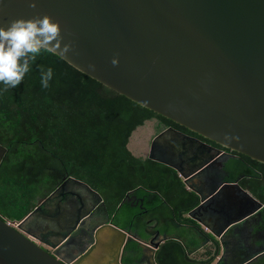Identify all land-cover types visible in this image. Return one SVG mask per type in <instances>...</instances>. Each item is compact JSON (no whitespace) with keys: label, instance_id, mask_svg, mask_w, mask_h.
Segmentation results:
<instances>
[{"label":"water","instance_id":"obj_1","mask_svg":"<svg viewBox=\"0 0 264 264\" xmlns=\"http://www.w3.org/2000/svg\"><path fill=\"white\" fill-rule=\"evenodd\" d=\"M44 13L60 22L65 42H73L67 57L58 56L75 69L205 139L264 163V0H36L35 8L28 0H0V25ZM113 57L118 59L116 66ZM225 134L239 139L226 140ZM183 135L175 128L162 130L152 139L147 157L175 169L187 187L189 179L209 169L223 152ZM167 137L190 141V146L181 150ZM6 150L0 144V162ZM184 152L190 154L187 166ZM176 154L181 158L176 160ZM222 177L220 171L218 179ZM67 182L86 186L95 201L92 207L87 212L80 209L65 226L57 225L43 238L24 232L21 227L27 218L39 215L42 206L53 204L59 195H67L60 193ZM231 186L238 184L221 182L209 197ZM187 189L200 195L198 210L190 213L200 220L197 214L208 200L198 188ZM98 207L104 221L87 230L86 241L65 249L70 237L79 233L78 226ZM111 216L98 192L68 177L21 220L0 216V264H86L101 248L100 235L106 230L110 234L104 248H114L103 264H124L128 241L140 248L139 262L148 257L147 264H160L157 254L164 243L179 240L170 235L157 242L137 239L111 223Z\"/></svg>","mask_w":264,"mask_h":264},{"label":"trees","instance_id":"obj_2","mask_svg":"<svg viewBox=\"0 0 264 264\" xmlns=\"http://www.w3.org/2000/svg\"><path fill=\"white\" fill-rule=\"evenodd\" d=\"M41 65L53 70L48 88L40 83ZM149 121L153 134L172 126L223 148L221 181L238 182L264 204V163L139 105L56 54L42 53L20 85L5 90L0 84V144L7 149L0 162V216L21 220L73 177L98 192L120 228L142 230L150 220L164 235L180 239L190 232L186 244L173 238L164 243L157 254L160 264L209 263L191 256L204 237L186 214L198 210L200 195L186 188L175 169L128 147L133 131ZM130 191L151 192L155 199L142 209L124 202ZM260 213L264 229V207ZM128 246L140 250L136 242ZM123 263L132 264V258L125 255ZM255 264H264V253Z\"/></svg>","mask_w":264,"mask_h":264},{"label":"flooded vegetation","instance_id":"obj_3","mask_svg":"<svg viewBox=\"0 0 264 264\" xmlns=\"http://www.w3.org/2000/svg\"><path fill=\"white\" fill-rule=\"evenodd\" d=\"M149 122H151V121H149ZM167 128H174V127L166 126L162 130L167 129ZM176 130L179 131L180 133L184 134L183 136H185V137H189V136L192 137L193 136L194 138L200 139L201 141L208 143L216 151L220 150L221 152H223L222 154L219 153L220 157L217 159V162H214V164H212L211 167H209V169L205 170L202 174L197 175L196 177L189 179L188 184H187V187L193 186V187L198 188L201 193L203 192L204 199L208 200L206 202L208 206L202 210H199V212L197 214L198 218L200 220H197V219L192 217L193 220L198 225L197 227L195 226L194 229L198 230L204 237H206L208 239V236H207L208 232L202 227V225L200 223H202L205 227L210 228V232L212 231L213 233H216V232H214V230L217 231L218 228L224 226V224L227 225V223L236 222L238 220L237 218H240V214H237V213L231 214L230 211H228L227 213H224L223 211H224V209H228V207L230 208V206H232L230 204H232L233 202H239V201L244 202V198L240 197L242 194L238 195L235 192H232L233 188H227V189H224L223 191L221 190L222 192L219 195H217V196L213 195V196L209 197L211 195L210 193H212L215 186L220 182V180H218V178H219V173H220V171H222V169H221V167L218 166V162L222 163L223 155L226 154L227 152L223 148H220L218 146H214L202 138L191 135L190 132H188V131L180 130V129H176ZM161 131L152 134V136L148 142L147 153L144 156L147 157V155L149 154V152L151 150L152 139ZM166 139H170L173 142L178 143V146L181 150L184 149L185 147L188 148L190 146V141L189 142H182L178 137H167ZM159 141H161V140H159ZM189 153H190V151H189ZM139 156H141V155H139ZM161 157L165 158L167 156L162 154ZM179 158H181V156L176 154L175 159L178 160ZM184 159H185V163L183 164L184 166H187L188 164H190V154H186V152H184ZM222 173L224 176L225 174L223 171H222ZM200 180H203L205 182L203 184L204 186H201V187L199 186L200 182H201ZM221 182H223V181H221ZM61 183H60V185H61ZM214 184H216V185H214ZM207 190L209 191V194L205 193V192H207ZM60 193H65L67 195H62V194L59 195V197L56 199V201H54V203L52 205L49 203L46 205H43L42 209H41V213L39 215L33 214L29 220L27 218L26 222L22 226V228H23L22 230H24L27 234L30 232H36L40 236V238L41 237L43 238V234L48 233L52 229V225H53V223H55V218L57 216L59 217V215L56 214V212L58 210H60L61 213L63 212L64 215L68 214L69 215L68 218H70L71 216H74L75 213H78V211L80 209L84 212L90 208V205L92 202V195L86 187H79L77 185H72L71 183L67 182L64 189ZM131 195H132V193L130 192V193H128L127 197H130ZM140 198L141 197H139V196H135L134 202H133L135 204H133V205H137L138 207L143 209L145 207V205L140 203L141 202ZM263 207H260V206H258V204H256L254 207L255 208L254 211H256L255 216L250 218V220H247L246 223L244 224V226H241L239 228L240 230L243 231L242 233H244V235L250 236L249 240H254V239L264 240V229L263 228H262V230L258 229V228H260L258 225H260V223L262 221V219L260 217V214H261L260 212H261V210H263ZM209 210L211 211L212 215H209V213H208ZM64 212H66V213H64ZM233 212H235V211H233ZM190 213L191 212L187 213L188 217L191 216ZM231 215H234V217H230ZM245 217L246 216H244L240 219L243 220V218H245ZM37 218L43 220L44 224L41 228L38 226L37 223L34 224V221H36ZM105 218H106V216H105L104 212L102 211V209L100 207H98L93 215H90L87 218H85L83 220V222L78 226V228L80 230L79 233L76 234L74 237H70V239L68 241V246H65L64 248L65 249L70 248V247L74 248V247H72L73 245H78V244L86 241L87 240V230H89L96 223L103 222ZM231 219L233 220L232 222H231ZM235 219H237V220L235 221ZM110 220H111V223H113V217L112 216H111ZM224 221H225V223H224ZM254 224H256L258 228L254 227ZM185 226H187V228L190 230V223L185 224ZM225 228L226 227H224V229ZM45 238L48 240L47 237H45ZM136 238L140 239V240L142 239L138 235H136ZM131 242H134V241H128L126 243L124 253L122 256V261H123V257L125 255H127L129 258H132L133 264H141V263L147 264L148 263V257H146L145 260L139 262V258L141 255L140 250L138 251V249H135L133 247H129L128 244ZM182 243H184V242H182ZM232 245H234V243L231 244V247H232ZM189 252L190 251H188L187 254ZM133 253H135V255L133 257H131L133 255ZM214 255L215 254H213V256ZM188 256H190V255L188 254ZM249 264H253V262H251Z\"/></svg>","mask_w":264,"mask_h":264},{"label":"crops","instance_id":"obj_4","mask_svg":"<svg viewBox=\"0 0 264 264\" xmlns=\"http://www.w3.org/2000/svg\"><path fill=\"white\" fill-rule=\"evenodd\" d=\"M128 147H129V144H128ZM219 175H220V173H219ZM218 180H220L219 183H221V179H218ZM200 181L201 182H200L199 186L200 187L204 186L203 184L205 182L203 180H200ZM227 183L228 184H234V183L238 184V182H231V183L227 182ZM72 185H77L79 187H86L83 184H79V183L72 184ZM238 187L242 188L239 184H238ZM238 187L233 188L231 186L228 188H233L232 192H235L236 194L240 195L242 193L239 192ZM225 189H227V188H225ZM243 190H245V189H243ZM130 192L132 193V195L130 197H126L124 202L126 201V202H130V204H135V203H133L134 197L139 196V197H141L140 203L145 205V204L151 203L155 199L154 194L151 192L143 194V195H138L135 191H130ZM205 193L209 194V191L207 190V192H205ZM202 194H203V192H202ZM240 197L244 198V202L243 201L233 202L232 204H230L232 206H230V208L228 207V209H224L223 212L227 213L228 211H230L231 214H234V213L240 214V218H242L244 216H246V217L243 218V220H241L240 218H237L238 220L235 219V221L237 220L236 222H232L233 220L231 219L232 223L228 227H226L224 230H223V228L225 227V224H224V226L218 228L217 231L214 230V232H216L218 234L222 231L220 233V235H215L216 233H213L212 231L210 232V228H207L202 223H200L202 225V227L208 232L207 236H208L209 240L206 237H204L201 233L198 232L199 233L198 236L204 237V240L201 242L199 247L193 249V251L191 252V256H193L197 259H201V260H209V263H206V264H237V262H239V264H241L243 262H244L243 264H249V263L253 262V264H254L256 261H258V258L264 252V240H259V239L258 240L257 239L249 240L250 236L244 235V233H242L243 231L240 230L239 228L241 226H244V224L246 223L247 220H250V218L255 216L256 211H254L255 210L254 207L257 204V202H260V201L258 199H256L257 202H255L245 194H242ZM94 203H95V201H94V198L92 197V202H91L90 207H92V204H94ZM233 211H235V212H233ZM64 213H66V212H64ZM208 213H209V215H212L210 210L208 211ZM56 214H58L59 217L57 216L55 218V223H53V225H52L53 230L59 224L60 225H63L65 223L67 224L68 220L73 217V216H71L70 218H68L69 215L68 214L64 215L63 212L61 213L60 210H58L56 212ZM230 217H234V215H231ZM36 222L40 228L44 224L43 220L38 219V218L36 219ZM113 223H114V221H113ZM224 223H225V221H224ZM147 224H148V227L144 228L142 230H138V229L132 230V229H127V228H123V229H127L130 233L133 234V236L138 235L143 240L150 241V242L151 241L157 242V241H159L162 238L167 236V235H164L160 232H159V234L157 233L158 230H156V228H155V225H156L155 221L149 220V221H147ZM65 225H63V226H65ZM116 226H118V225H116ZM258 226L260 228H258L257 225L254 224V227L258 228L259 230H262L261 224ZM185 227H186V229H188L187 226H185ZM96 230L97 229H95L94 232ZM109 234H110V231L106 230L100 235V238H101L100 246H101V248L92 253L91 257L86 261V264H103L104 262L109 261L111 259L112 248H114V247L108 245L106 247H110V248L105 249L104 245H103L104 243L109 242V238H106L107 235H109ZM212 238H214L217 241L218 246L216 245V243L213 242ZM179 240L181 242H184V244L189 242L190 241V232H186L185 236L181 237ZM233 243H234V245H232V247H231V244H233ZM189 251H190V249H189ZM150 253L152 254V251H147V254H150ZM188 254L190 255V252ZM213 254H215V255L217 254V255L213 256ZM131 257H133V255ZM141 264H146V263H141Z\"/></svg>","mask_w":264,"mask_h":264},{"label":"clouds","instance_id":"obj_5","mask_svg":"<svg viewBox=\"0 0 264 264\" xmlns=\"http://www.w3.org/2000/svg\"><path fill=\"white\" fill-rule=\"evenodd\" d=\"M29 7H36V0H28ZM74 50L72 41L65 42L61 33L60 22L47 13L29 18L18 17L10 20L7 26L0 25V84L5 90L21 84L31 65L42 53L57 54L67 57ZM113 66L118 59L113 57ZM94 70L95 66L89 64ZM40 83L49 87L53 77L51 67H39ZM226 140H237L236 136L224 135Z\"/></svg>","mask_w":264,"mask_h":264},{"label":"rangeland","instance_id":"obj_6","mask_svg":"<svg viewBox=\"0 0 264 264\" xmlns=\"http://www.w3.org/2000/svg\"><path fill=\"white\" fill-rule=\"evenodd\" d=\"M153 132H154V128H153L152 122H146L144 125L138 127L136 130H134L131 137H130V141H129L130 150L135 155H141V156L146 155L147 148H148V142H149V139L151 138Z\"/></svg>","mask_w":264,"mask_h":264}]
</instances>
